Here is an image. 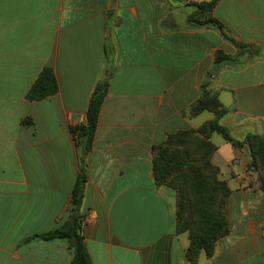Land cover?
I'll use <instances>...</instances> for the list:
<instances>
[{"label":"crops","instance_id":"crops-1","mask_svg":"<svg viewBox=\"0 0 264 264\" xmlns=\"http://www.w3.org/2000/svg\"><path fill=\"white\" fill-rule=\"evenodd\" d=\"M210 1L0 0V264H71L66 241L28 238L70 218L81 173L73 129L86 124L104 75L80 209L92 261L191 264L189 238L177 232L176 190L154 177L155 146L216 117L191 113L208 81L234 139L264 134V0H217L212 17L223 31L190 20L191 3ZM218 51L239 54L236 67L216 68ZM45 67L58 92L28 100ZM211 140L212 162L231 190L230 230L196 264H264L260 172L247 144L236 147L218 132Z\"/></svg>","mask_w":264,"mask_h":264},{"label":"trees","instance_id":"trees-1","mask_svg":"<svg viewBox=\"0 0 264 264\" xmlns=\"http://www.w3.org/2000/svg\"><path fill=\"white\" fill-rule=\"evenodd\" d=\"M216 2L217 0L191 3L190 6L195 10L190 20L198 26L213 25L223 31V24L212 17ZM224 36L239 48L240 53L252 54L250 46L236 42L226 33ZM238 57L239 54L230 55L218 51L215 58L216 68L236 67ZM251 59L240 65L247 64ZM209 85L210 81L202 85L201 96L191 105V113L197 115L209 110L216 117L198 129L180 130L170 134L162 144L154 148V177L158 185H167L176 190L177 232H189L187 257L191 264H196L202 253L211 257L215 252V244L230 230L227 203L231 190L226 180L220 177L219 168L212 162V156L217 149L211 140L212 133L222 134L226 141L236 147L248 145L251 167L260 172L259 179L264 190V134H248L243 141L234 139L229 129L220 123V119L228 111L222 107L218 96L207 90ZM108 86L109 76L104 75L90 99L86 124H80L73 129L80 149L81 173L73 189L69 220L54 230L28 238L66 241L73 254L71 264H94L82 233L80 209L84 198L87 156L92 148ZM58 89L54 70L45 67L29 90L27 99L41 100L56 94Z\"/></svg>","mask_w":264,"mask_h":264},{"label":"rangeland","instance_id":"rangeland-1","mask_svg":"<svg viewBox=\"0 0 264 264\" xmlns=\"http://www.w3.org/2000/svg\"><path fill=\"white\" fill-rule=\"evenodd\" d=\"M183 234H186V235L188 236V238H189V243H188V247H189V245H190V237H189V232H188V231H186V232H183ZM223 237H224V236H223ZM220 239H221V238H220ZM220 239H219V240H220ZM219 240H218V242H219ZM218 242L215 244V247H214L215 249H216V246H217ZM188 247H187V248H188Z\"/></svg>","mask_w":264,"mask_h":264}]
</instances>
